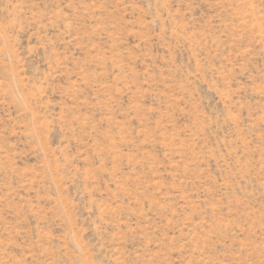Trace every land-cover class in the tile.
<instances>
[{
	"label": "rangeland",
	"instance_id": "obj_1",
	"mask_svg": "<svg viewBox=\"0 0 264 264\" xmlns=\"http://www.w3.org/2000/svg\"><path fill=\"white\" fill-rule=\"evenodd\" d=\"M0 264H264V0H0Z\"/></svg>",
	"mask_w": 264,
	"mask_h": 264
}]
</instances>
